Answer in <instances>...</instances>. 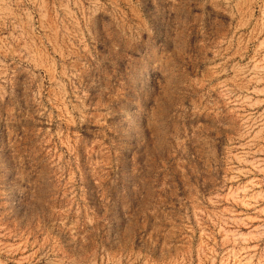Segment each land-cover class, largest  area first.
Masks as SVG:
<instances>
[{
    "label": "rangeland",
    "instance_id": "1",
    "mask_svg": "<svg viewBox=\"0 0 264 264\" xmlns=\"http://www.w3.org/2000/svg\"><path fill=\"white\" fill-rule=\"evenodd\" d=\"M0 264H264V0H0Z\"/></svg>",
    "mask_w": 264,
    "mask_h": 264
}]
</instances>
